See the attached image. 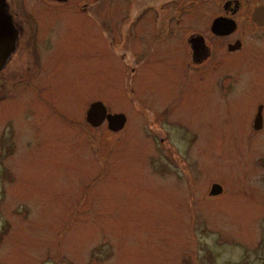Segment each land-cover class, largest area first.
Segmentation results:
<instances>
[{
  "label": "rangeland",
  "instance_id": "374dc122",
  "mask_svg": "<svg viewBox=\"0 0 264 264\" xmlns=\"http://www.w3.org/2000/svg\"><path fill=\"white\" fill-rule=\"evenodd\" d=\"M120 65L96 50L79 68L75 131L48 125L0 159V264H264V131L206 121L194 190L154 168L153 68L135 92ZM96 101L127 115L125 129L89 125Z\"/></svg>",
  "mask_w": 264,
  "mask_h": 264
},
{
  "label": "flooded vegetation",
  "instance_id": "af4514ba",
  "mask_svg": "<svg viewBox=\"0 0 264 264\" xmlns=\"http://www.w3.org/2000/svg\"><path fill=\"white\" fill-rule=\"evenodd\" d=\"M3 3L17 39L0 50L8 55L0 68V142L10 138L13 145L0 159L41 140L48 125L75 131L79 68L92 63L100 49L121 62L135 92L141 90L140 75L154 70L159 173L187 177L194 190L201 185L202 159L196 155L207 139L206 121L219 127L227 124L225 116L235 115L253 135L264 131V0ZM175 141L186 144L182 153Z\"/></svg>",
  "mask_w": 264,
  "mask_h": 264
},
{
  "label": "water",
  "instance_id": "95a60500",
  "mask_svg": "<svg viewBox=\"0 0 264 264\" xmlns=\"http://www.w3.org/2000/svg\"><path fill=\"white\" fill-rule=\"evenodd\" d=\"M5 11V5L3 0H0V50L4 45L8 43H15L17 34L12 26L10 19L7 17ZM7 52L0 51V68L6 61ZM108 120V127L110 130L117 132L120 131L126 124V115L123 113H107L106 105L101 101L92 103L87 111L86 120L93 127L101 126L105 120ZM256 123H261V119L258 117ZM259 129V127H256ZM223 191L220 184H213L210 194L217 195Z\"/></svg>",
  "mask_w": 264,
  "mask_h": 264
}]
</instances>
